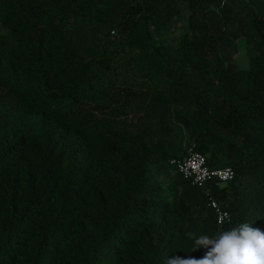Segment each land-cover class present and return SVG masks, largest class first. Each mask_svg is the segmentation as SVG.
<instances>
[{
    "label": "trees",
    "instance_id": "trees-1",
    "mask_svg": "<svg viewBox=\"0 0 264 264\" xmlns=\"http://www.w3.org/2000/svg\"><path fill=\"white\" fill-rule=\"evenodd\" d=\"M233 1L186 0L169 47L178 0H0V264H165L264 229V12ZM190 143L234 171L208 184L221 225L169 163Z\"/></svg>",
    "mask_w": 264,
    "mask_h": 264
},
{
    "label": "clouds",
    "instance_id": "clouds-1",
    "mask_svg": "<svg viewBox=\"0 0 264 264\" xmlns=\"http://www.w3.org/2000/svg\"><path fill=\"white\" fill-rule=\"evenodd\" d=\"M206 249L201 258L175 256L165 264H264V229L238 223L213 236L194 238L193 249Z\"/></svg>",
    "mask_w": 264,
    "mask_h": 264
},
{
    "label": "built area",
    "instance_id": "built-area-1",
    "mask_svg": "<svg viewBox=\"0 0 264 264\" xmlns=\"http://www.w3.org/2000/svg\"><path fill=\"white\" fill-rule=\"evenodd\" d=\"M226 0H221L223 4ZM169 163L189 181L190 185L205 190L208 198L207 204L213 209L218 225L229 219V212L222 208L220 203L211 195L208 184L210 182L221 183L233 179L234 171L231 167L211 169L206 165L205 156L195 150L194 144L186 147V153L182 157L170 159Z\"/></svg>",
    "mask_w": 264,
    "mask_h": 264
},
{
    "label": "rangeland",
    "instance_id": "rangeland-1",
    "mask_svg": "<svg viewBox=\"0 0 264 264\" xmlns=\"http://www.w3.org/2000/svg\"><path fill=\"white\" fill-rule=\"evenodd\" d=\"M254 1L257 9L264 12V0ZM233 3L236 7L237 17H246L250 15L253 10L251 4H248L245 7L239 0H234ZM178 4L181 7V11L176 17H174L169 29L166 32L153 30V36L165 42L169 47H173L177 38L187 29L188 11L186 0H178ZM254 48L255 44L251 40L246 41V38H241L237 41L235 46V63L237 67L245 68L248 66V54L254 51ZM165 178H170V173H168Z\"/></svg>",
    "mask_w": 264,
    "mask_h": 264
}]
</instances>
